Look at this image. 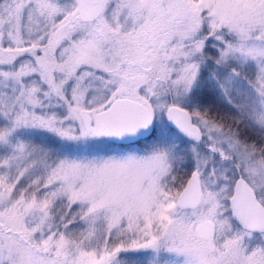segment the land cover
Returning a JSON list of instances; mask_svg holds the SVG:
<instances>
[{
	"label": "snow or ice",
	"instance_id": "6c2138e0",
	"mask_svg": "<svg viewBox=\"0 0 264 264\" xmlns=\"http://www.w3.org/2000/svg\"><path fill=\"white\" fill-rule=\"evenodd\" d=\"M0 264H264V0H0Z\"/></svg>",
	"mask_w": 264,
	"mask_h": 264
}]
</instances>
